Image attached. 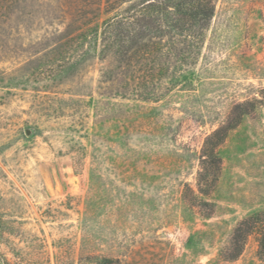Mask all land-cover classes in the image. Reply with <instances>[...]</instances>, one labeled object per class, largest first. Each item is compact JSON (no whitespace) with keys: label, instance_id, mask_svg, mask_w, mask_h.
<instances>
[{"label":"rangeland","instance_id":"374dc122","mask_svg":"<svg viewBox=\"0 0 264 264\" xmlns=\"http://www.w3.org/2000/svg\"><path fill=\"white\" fill-rule=\"evenodd\" d=\"M90 4L0 2L1 253L11 264H264L256 235L238 258L221 255L237 223L264 211V0H218L198 57L176 86L162 81L159 101L112 98L96 43L64 44L95 19ZM238 102L249 114L219 147L206 216L184 183L197 189L203 141Z\"/></svg>","mask_w":264,"mask_h":264},{"label":"trees","instance_id":"16d2710c","mask_svg":"<svg viewBox=\"0 0 264 264\" xmlns=\"http://www.w3.org/2000/svg\"><path fill=\"white\" fill-rule=\"evenodd\" d=\"M0 2L12 3L13 0ZM83 2L85 6L90 4V0ZM94 4H97L95 8ZM90 5L97 12L95 19H86L70 31L68 35L72 37L64 44L72 46L77 41L79 47H84L89 38L96 43L99 58L106 62L101 82L110 84L112 98L127 99L133 95L142 101H159L162 81L168 82L166 89L176 86L184 66L198 57L218 0H95ZM246 106L247 102L236 103L228 120L206 135L197 157V189L184 183V199L200 207L206 216L211 215L215 205L201 195L208 196L217 185L222 171L219 147L249 114ZM208 207L211 209L205 211ZM2 227L0 218V244ZM250 235H256L262 251L264 211L237 223L228 247L221 252L222 257L238 258ZM102 260L111 261L106 257ZM0 261L11 264L1 251Z\"/></svg>","mask_w":264,"mask_h":264},{"label":"water","instance_id":"95a60500","mask_svg":"<svg viewBox=\"0 0 264 264\" xmlns=\"http://www.w3.org/2000/svg\"><path fill=\"white\" fill-rule=\"evenodd\" d=\"M29 133V132H28Z\"/></svg>","mask_w":264,"mask_h":264}]
</instances>
